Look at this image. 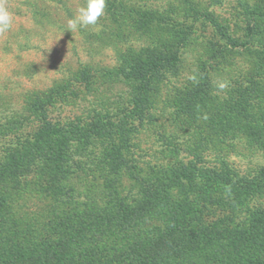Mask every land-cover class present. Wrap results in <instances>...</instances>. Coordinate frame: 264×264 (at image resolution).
Wrapping results in <instances>:
<instances>
[{
  "label": "trees",
  "instance_id": "16d2710c",
  "mask_svg": "<svg viewBox=\"0 0 264 264\" xmlns=\"http://www.w3.org/2000/svg\"><path fill=\"white\" fill-rule=\"evenodd\" d=\"M43 2L29 4L31 19L54 25L44 7L62 0ZM129 2L105 0L97 24L78 30L109 46L113 65L80 62L21 93L18 108L13 94L1 100L0 264H264V0L245 5L239 33L196 3L183 13L179 0L161 11ZM87 96L96 107L86 117L50 118L58 102ZM146 128L166 159L172 149L187 160L142 180L124 157ZM78 147L104 181L84 202L64 187ZM233 152L263 163L240 170ZM127 171L129 197L107 179ZM33 196L59 205L44 223L24 209Z\"/></svg>",
  "mask_w": 264,
  "mask_h": 264
},
{
  "label": "rangeland",
  "instance_id": "374dc122",
  "mask_svg": "<svg viewBox=\"0 0 264 264\" xmlns=\"http://www.w3.org/2000/svg\"><path fill=\"white\" fill-rule=\"evenodd\" d=\"M34 1L41 8L43 5L45 6L44 2L42 3L43 0H6V6L12 14V27L7 33L0 36V105H3L1 101L3 98H6L8 94H13L12 101L14 107H17L21 93L31 89L45 90L49 88L54 81L68 78V71L75 69L80 62L89 61L95 67L111 66L114 63L113 51L109 46L84 41L78 31L68 29L69 15L77 14L78 9L84 5L81 0H62L61 4L53 2L54 4L46 5L44 9L50 11L52 22L55 24H46L45 26L35 25L31 19L33 8L29 4ZM129 1H131L130 5L137 3L136 5L139 7L149 6L161 11L166 9L168 4H175L177 0ZM179 1V8L183 13L190 10L192 4L196 3L200 9L212 12L221 23L228 27L229 31L238 33V27L241 26L243 20L239 14L246 4L254 5L256 3V0ZM195 28L201 34H203V30L206 31V34H203L206 36L210 31L205 22H197ZM89 53L91 59L88 57ZM26 66L35 69L33 74L30 73L32 76L25 74ZM90 89L86 92H91ZM90 101H92L91 97L87 96L85 102L79 100L75 102L69 100L67 103L58 102L54 108L50 109L49 116L53 121H66V119H74L76 116L86 117L88 111L94 110L96 107ZM155 133L157 132L154 129H139L135 135L133 134L130 148L125 153L124 158L127 164L136 165L138 172L135 175L142 180H146L151 171L158 165L164 164L165 161L173 160L175 157L187 160L185 154H177L172 149L167 151L168 158L166 159L165 153H162L164 147L157 141ZM79 148L74 151L78 167L74 171H68L70 174L64 187L78 198V202H84L86 196L92 197L93 193H102L104 181L96 178L99 174L96 171V166H92L88 158L84 156L85 150L78 152ZM86 149L89 151L92 148L87 147ZM244 152L247 154L246 150ZM229 159L243 171L254 163H263L259 156H250L249 153L240 156L233 152ZM92 176L94 177L91 178ZM107 179L112 181L110 185L114 186L121 196L129 197L137 189L136 182L128 171L116 176L109 174ZM53 207H59V205L37 196H33L31 199L29 197V202L24 205L26 211L38 214L41 219H37V222L41 223H44V217L48 216V211ZM60 207L63 208V206Z\"/></svg>",
  "mask_w": 264,
  "mask_h": 264
},
{
  "label": "clouds",
  "instance_id": "9594fccd",
  "mask_svg": "<svg viewBox=\"0 0 264 264\" xmlns=\"http://www.w3.org/2000/svg\"><path fill=\"white\" fill-rule=\"evenodd\" d=\"M105 0H85L77 14L68 19V29L78 31L82 27L96 25L98 19L104 14ZM12 27V14L6 6V0H0V36L7 33ZM221 88L225 85L221 84Z\"/></svg>",
  "mask_w": 264,
  "mask_h": 264
}]
</instances>
